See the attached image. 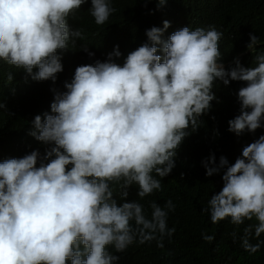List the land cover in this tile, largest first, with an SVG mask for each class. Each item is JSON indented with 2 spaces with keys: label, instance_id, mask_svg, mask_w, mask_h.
<instances>
[{
  "label": "clouds",
  "instance_id": "9594fccd",
  "mask_svg": "<svg viewBox=\"0 0 264 264\" xmlns=\"http://www.w3.org/2000/svg\"><path fill=\"white\" fill-rule=\"evenodd\" d=\"M88 1L92 22L80 13ZM155 2L104 34L99 27L117 11L112 0H0L2 101L44 145L0 161V264H118L134 243L163 248L176 231L167 226L175 205L151 201L149 218L140 200L162 191L203 117H223L222 102L229 132L264 129V53L249 66L224 62L223 32L159 18L150 26L169 0ZM119 28L127 41L109 37ZM249 37L252 50L259 37ZM48 99L50 112L35 115ZM201 164L222 180L201 211L213 224L255 221L232 237L256 253L264 244V134L234 162L210 152ZM134 188L139 200L129 199Z\"/></svg>",
  "mask_w": 264,
  "mask_h": 264
},
{
  "label": "trees",
  "instance_id": "16d2710c",
  "mask_svg": "<svg viewBox=\"0 0 264 264\" xmlns=\"http://www.w3.org/2000/svg\"><path fill=\"white\" fill-rule=\"evenodd\" d=\"M155 5V0H151L147 7H144L143 0H112V6L117 11L110 16L111 23L106 27L100 26L99 31L107 33L113 23L123 26V18L130 13H137L143 8ZM90 6L91 2L88 1L80 13L92 22L88 11ZM164 8L166 11L163 15L150 18V26L155 18L170 21L176 29L188 25L192 29L215 26L223 32L220 49L224 62L234 63V58L239 57L244 66H249L254 64L255 55L264 53V0H169ZM89 20L83 18L82 26H88ZM146 29L148 28L145 27L143 32ZM123 32L119 28L116 34L109 37L114 42L127 41ZM249 33L259 37V44L252 50L246 48L250 39ZM6 90L4 76H0V101L5 97ZM52 100H46L35 111V115L50 112ZM2 102L5 107L0 109V161L10 157H22L36 148L43 152L44 145L29 135L33 125L25 126L24 121L15 119L6 101ZM218 107L223 117L215 116V120L211 116L203 117L204 121L199 130L189 136L181 147L179 160L178 156L176 158V167L161 181L162 191L140 200L150 218L151 201L164 207L165 202L171 199L175 211L169 212L167 226L175 227V233L170 238L164 237L163 248L158 247L155 240L144 244L134 243L124 253L119 254L121 258L118 264H264V244H261L259 251L250 254L241 246L239 239L233 242L234 230L243 235L244 227L249 223L254 224L255 221H246L245 225L238 228L228 220L213 224L208 214L201 211L203 207H207L212 192L219 191L222 187L220 175L205 176L201 160L210 152H215L217 161L223 154L230 162H234L245 144L264 134V129H258L255 136L245 133L237 137L227 130L226 106L220 102ZM30 110L31 107L26 109V113ZM214 130H218V136H214ZM181 173L184 174L183 177ZM129 199L139 200L135 188L131 189ZM202 233L214 234L215 240L211 243L205 241ZM260 240H264V234ZM250 242L256 244L258 241L252 238Z\"/></svg>",
  "mask_w": 264,
  "mask_h": 264
}]
</instances>
